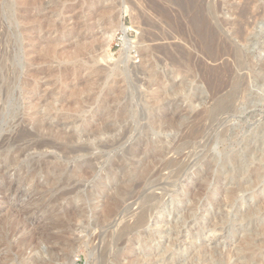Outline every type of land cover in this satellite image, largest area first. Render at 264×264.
<instances>
[{
  "label": "rangeland",
  "instance_id": "rangeland-1",
  "mask_svg": "<svg viewBox=\"0 0 264 264\" xmlns=\"http://www.w3.org/2000/svg\"><path fill=\"white\" fill-rule=\"evenodd\" d=\"M120 15L129 48L117 31L105 59ZM109 64L122 93L97 70ZM0 150V170L28 151L0 173L2 264H239L241 251L264 264V0H0ZM148 197V223L120 236Z\"/></svg>",
  "mask_w": 264,
  "mask_h": 264
},
{
  "label": "bare ground",
  "instance_id": "bare-ground-1",
  "mask_svg": "<svg viewBox=\"0 0 264 264\" xmlns=\"http://www.w3.org/2000/svg\"><path fill=\"white\" fill-rule=\"evenodd\" d=\"M40 1V0H39ZM183 1V0H182ZM37 2V1H36ZM39 3V2H38ZM37 3V4H38ZM46 8H44V10H45ZM69 9V8H68ZM67 10V9H66ZM70 10V9H69ZM96 10V9H95ZM26 11H28V10H26ZM94 11V10H93ZM101 12H100V10L99 9H97L95 12H92V13H90L89 15H88V17H87V21H85V26L84 25H82L83 27H82V29L80 28V30H81V32H78L79 34H80V36H83L84 38L86 37V39L88 38L87 36L89 35H91V25H96V26H98V25H100L101 23H102V19L100 18V14ZM119 19L117 20V23H116V25H115V27H114V29L111 31L112 33L107 37V45H105V49H106V54H105V56H103L105 59H108V58H110V56H109V54H108V52H109V44L115 39V37H116V33H117V31H120V32H122V34L124 35V37L122 38L123 39V41L125 42V45H126V48H129V43L130 42H128L127 41V37H126V33H127V27L123 24V22H122V16L120 15L119 17H118ZM75 19V18H74ZM23 22V21H22ZM92 23V24H91ZM84 29V30H83ZM79 30V31H80ZM23 32L24 33H26V31L25 30H23ZM107 32V31H106ZM93 35V34H92ZM94 36V35H93ZM92 36V37H93ZM95 36H96V34H95ZM94 36V37H95ZM154 37V36H153ZM158 37V36H157ZM80 39V38H79ZM155 39V38H154ZM160 39V38H159ZM158 40V39H157ZM29 43H32V40L31 39H29L28 40V48H29V51L27 50L26 51V47H25V58H26V61H27V63L29 64V67H32V66H34L35 65V58L33 59V54H34V52H35V49L34 48H32L31 46H29ZM84 46V43L82 44V47ZM150 49V48H149ZM148 48L147 49H145V50H143L144 52H143V54H142V60H141V62H142V66L140 67V68H142V69H140L141 70V72H144L145 74H147L148 73V75H149V77L153 80V78L155 77L156 78V76H155V73H154V65H153V63L150 61V59L152 60L153 58L151 57L152 56V53L154 52H152L151 50H149ZM153 49V48H152ZM125 51H127V49H125ZM156 51V50H155ZM158 51V50H157ZM103 53H104V51H103ZM154 54V53H153ZM102 57V58H103ZM96 59V62H97V57H95ZM107 64H108V62H107ZM117 68H118V65L116 66V64L115 65H110L109 64V66L107 67V68H99L98 67V71L99 72H102V74H104L105 76H107V79H106V82H107V84L109 85V89H112L113 88V85H114V88L115 87H117V86H119L120 88H118V90L122 93V92H124L125 90L124 89H126V84H125V78L123 77V74H122V72H118V74L116 73L117 72ZM96 70V71H97ZM110 73H114L113 75H110ZM35 74H36V72L35 71H32V70H29V79L27 80V81H24V82H22L23 83V86L25 85V87H28L29 88V82H30V79H32V78H34L35 77ZM112 76H114V77H112ZM122 77V78H121ZM112 78V79H111ZM149 78V79H150ZM155 78H154V80H155ZM158 78V77H157ZM111 85H112V88H110L111 87ZM148 88H150V87H148ZM113 90V92H116V91H114L115 89H112ZM29 93V92H28ZM117 93H118V91H117ZM28 95V94H27ZM25 102V101H24ZM44 103H45V101H43ZM40 104V103H39ZM36 105H38V101H37V104ZM34 106V105H33ZM26 107V106H25ZM35 107H37V106H35ZM44 108V107H43ZM26 110V109H25ZM29 111L31 110V107H30V109H28ZM33 110V109H32ZM35 112V111H34ZM36 114V113H35ZM35 114L33 115L32 114V116H31V118L28 120V122H29V124H32V125H36L37 126V129L39 130V131H44V130H46L45 128H47V127H49L48 126V122L45 120V119H42L43 117H41L40 116V119L37 117V118H34V117H36V116H38L37 114H36V116H35ZM165 114V113H164ZM31 114H29V116H30ZM162 116V115H161ZM163 117V116H162ZM169 117V116H168ZM160 120V119H159ZM161 120H162V118H161ZM167 120V119H166ZM163 121V120H162ZM162 123V122H161ZM50 125V124H49ZM56 125H58V124H56ZM84 125V124H83ZM51 126V125H50ZM53 126V125H52ZM51 126V127H52ZM35 127V126H34ZM51 127H49V129H48V131H50V128ZM82 127H84L85 128V126H82ZM87 127H88V125H87ZM78 128H79V126H78ZM81 128V127H80ZM84 128H82V129H84ZM55 129V128H54ZM56 129L57 130H59V128H58V126L56 127ZM55 129V131L57 132V133H55V136H57L58 138L57 139H63L64 141L66 140H69V139H72V138H75L76 136V134H77V136H78V134L79 133H77V132H79V131H77V127H76V129H73L74 131L76 130L77 132L76 133H74L75 135H65V133L63 134L62 132L61 133H58V131ZM64 129V128H63ZM62 128H61V131L63 130ZM81 129V131H80V134H81V132L83 131ZM87 129V128H86ZM78 130H80V129H78ZM47 131V132H48ZM53 131V130H52ZM55 131H53V132H55ZM85 131V130H84ZM83 131V132H84ZM87 131V130H86ZM85 131V132H86ZM52 132V134H54ZM60 132V131H59ZM63 132H65V131H63ZM82 132V133H83ZM89 132V131H88ZM67 133V132H66ZM89 133H93V132H89ZM84 134V133H83ZM88 134V133H87ZM90 134V135H91ZM28 135V133H25V132H22L21 133V136H22V138H23V136H27ZM86 135V134H85ZM85 135H83V136H85ZM90 135H88V136H90ZM74 136V137H73ZM18 137V136H17ZM24 137V138H25ZM53 137H54V135H53ZM80 137V136H79ZM93 137V136H92ZM92 137H90V138H92ZM19 138V137H18ZM21 138V139H22ZM56 139V140H57ZM18 140V139H17ZM93 140V139H92ZM20 141H22V140H20ZM19 141V142H20ZM18 142V141H17ZM88 142H90V140H88ZM39 144V143H38ZM54 145H56V143H53V144H50V143H48V142H45L42 146L43 147H50V148H52V146L53 147H55ZM41 146V145H40ZM41 146V147H42ZM32 147V146H31ZM8 148V147H7ZM11 148V147H10ZM23 149V148H22ZM28 149V148H27ZM0 151H2V150H0ZM13 151V150H12ZM28 152V151H27ZM27 152H25L24 150H22V151H20V153H19V155L18 156H14L13 154V156H10V155H8V157L5 159V160H7L5 163H6V165H4L5 167H4V169L5 170H0V173L1 172H3V173H5L6 172V169H9V168H11L12 166H15L16 164H19L20 162H19V160L21 159V157L22 156H24ZM170 152V151H169ZM16 154V153H15ZM18 154V153H17ZM178 154V153H177ZM7 155H5V156H7ZM165 155V154H164ZM179 160V159H178ZM177 160V161H178ZM169 161H171V160H169ZM177 161L175 162L174 161V159H172V163L173 162H175L174 163V165L177 163ZM167 162V161H166ZM166 162H164V163H166ZM1 163V162H0ZM171 162H169V163H166V165L167 164H170ZM178 164H180L179 163V161H178ZM165 165V164H164ZM171 165V164H170ZM169 165V166H170ZM181 165H182V163L180 164V167H181ZM172 166V168L173 169H176V168H174L173 167V165H171ZM179 167V166H178ZM3 168V167H2ZM160 168H161V166H160ZM168 168V167H167ZM172 168H171V170H172ZM182 168H183V166H182ZM165 169V168H164ZM163 169V170H164ZM178 169V168H177ZM176 169V170H177ZM168 170H170V169H168ZM167 169H166V171H168ZM176 170H172V171H176ZM180 170H181V168H180ZM5 171V172H4ZM25 171V170H24ZM162 171V170H161ZM171 171V172H172ZM182 171V170H181ZM180 171V172H181ZM178 172V171H177ZM179 172V173H180ZM185 172V171H184ZM2 174V173H1ZM158 174V173H157ZM173 174V173H172ZM24 175V174H23ZM170 175H171V173H170ZM177 175H180V174H178L177 173ZM9 176V175H8ZM79 176H82V174L81 175H79ZM163 176V175H162ZM166 177V176H165ZM164 177V178H165ZM174 177H176L175 175H174ZM177 177H179V176H177ZM27 178V177H26ZM170 178V177H169ZM167 179V178H166ZM170 179H172V178H170ZM177 179H179V178H177ZM165 180V179H164ZM173 180V179H172ZM171 180V181H172ZM5 181V180H4ZM29 181V180H28ZM146 182V181H145ZM27 184H29V183H27ZM142 184V183H141ZM174 184H175V182H174ZM11 185V184H10ZM167 185H168V183H167ZM171 185V184H170ZM175 186V185H174ZM10 187V186H9ZM18 187V186H17ZM8 189H10V188H8ZM6 191V190H5ZM5 191H4V193H5ZM2 192H3V190H2ZM127 195V194H126ZM154 195H155V193H154ZM157 195V194H156ZM156 195H155V197H156ZM225 195V197L223 198V201H221L220 203H219V205L217 206L218 207V209L220 210H222L223 209V206H224V204L228 201V200H230L231 198H233V195H232V193L230 192V194H229V192L228 193H225L224 194ZM6 196V195H5ZM4 196V197H5ZM149 196V195H148ZM146 197H147V195H146ZM155 197H148V198H146V200H145V204H144V201H143V204H142V206L141 207H145V208H142L140 211H138V212H140L139 214L138 213H136V215L137 216H135L134 218V221H133V223H127V224H125V225H123L122 227H120L121 228V230H119L120 231V236H122L123 237V235H126V234H129L130 232H132V231H134V230H137V229H139V228H141V227H143V226H145L147 223H148V220H149V218H150V216H151V214H153V210L155 209L156 210V208L158 207V205H159V201L160 200H162V199H160L158 202L159 203H157L156 202V198ZM223 197V196H222ZM143 198V197H142ZM132 199V198H131ZM124 200H126V199H124ZM128 200V199H127ZM144 200V199H143ZM119 201V200H118ZM140 202H142L141 201V199L139 200ZM156 202V206L155 205H153V204H151L152 202ZM189 202V201H188ZM229 202V201H228ZM109 203V202H108ZM107 203V204H108ZM120 203H122V202H120ZM184 203V202H183ZM262 203V202H261ZM111 204V203H110ZM119 204V202L117 203V202H115L113 205H111V206H109V208H108V211L106 212V210H105V215H103L104 216V220L105 221H107V220H109V219H111L114 215H113V213H115L116 212V208L119 210V208H118V206H120V205H118ZM124 204H125V202H124ZM137 204H139V203H137ZM122 205V204H121ZM186 205V204H185ZM193 205V204H192ZM12 206V205H11ZM106 206V205H105ZM187 206V205H186ZM259 206V205H258ZM261 206V205H260ZM216 207V208H217ZM185 208V207H184ZM189 208V206H187V210H189L188 209ZM193 208V207H192ZM195 208V207H194ZM252 208V207H251ZM254 208V207H253ZM261 208V207H260ZM12 209V208H11ZM121 209V208H120ZM179 209V208H178ZM217 209V210H218ZM224 209H226V208H224ZM193 210V209H192ZM252 210V209H251ZM254 210V209H253ZM261 210V209H260ZM264 210V209H263ZM120 211V210H119ZM190 211V210H189ZM248 211V210H247ZM255 211V210H254ZM137 212V211H136ZM170 212V211H169ZM179 212V211H178ZM253 212V211H252ZM10 213V212H9ZM121 213V212H120ZM175 213V212H174ZM185 213H186V209H185ZM184 213V214H185ZM180 214V213H179ZM183 214V213H182ZM189 214V213H188ZM26 215V214H25ZM80 215V214H79ZM210 215V214H209ZM216 215V213L214 214V216ZM78 216V215H77ZM126 216V215H125ZM129 216V215H128ZM130 216H131V214H130ZM129 216V217H130ZM134 216V215H133ZM193 216V215H192ZM217 216V218H216V220H218V219H220V217L218 216V214L216 215ZM247 216V215H246ZM155 217V216H154ZM176 217V216H175ZM211 217V216H210ZM223 217V216H222ZM21 218V217H20ZM125 218H127V216L125 217ZM22 219H24V218H22ZM122 219V218H121ZM178 219V218H177ZM184 219V218H183ZM214 219V218H213ZM70 220H72V218L70 219ZM103 220V221H104ZM129 220L130 219H128V221H126V222H129ZM24 221V220H23ZM60 222H62V221H60ZM180 222V221H179ZM178 222V223H179ZM172 223H174V222H172ZM178 223H177V225H176V227L177 226H179L178 225ZM213 223H214V221H213ZM176 224V223H175ZM212 223L210 222V225H211ZM217 224V223H216ZM168 225V224H167ZM63 226V225H62ZM170 226H171V224H170ZM215 226V225H214ZM63 227H66V226H63ZM160 227V226H159ZM24 228V227H23ZM26 228V227H25ZM28 228V227H27ZM164 228V227H163ZM178 228V227H177ZM63 229V228H62ZM175 230V229H174ZM177 230V229H176ZM15 231H16V229H15ZM20 231V230H19ZM19 231H18V229H17V231L14 233V235L13 236H15V235H18V233H19ZM253 231V230H252ZM68 232V231H67ZM162 232V231H161ZM66 233V232H65ZM69 233V232H68ZM164 233V232H163ZM248 233V232H247ZM255 232L253 231V234H254ZM165 234V233H164ZM175 234V233H174ZM25 235H26V233H25ZM67 235V234H66ZM61 236H62V234H61ZM166 236V235H165ZM248 236V235H247ZM256 236V235H255ZM121 237V238H122ZM245 237V236H244ZM176 238V237H175ZM192 238V237H191ZM197 238V237H196ZM196 238H195V240H196ZM240 238V237H239ZM63 239V238H62ZM188 239V238H187ZM245 239V238H244ZM243 238H242V240H244ZM30 240V239H29ZM251 240V239H250ZM25 241H28V240H26V238H25V240H24V242ZM113 241V240H112ZM171 241V240H170ZM174 241V240H173ZM239 241V240H238ZM249 241V240H248ZM248 241L246 240V242L248 243ZM30 242V241H29ZM104 242V241H103ZM109 242V241H108ZM154 242V241H153ZM243 242H245V241H243ZM261 242V241H260ZM26 243V242H25ZM24 243V244H25ZM168 243V242H167ZM171 243V242H170ZM238 243V242H237ZM259 243V242H258ZM23 244V245H24ZM29 245V244H28ZM27 244H26V246H28ZM60 245V244H59ZM106 245V244H105ZM110 245V244H109ZM113 245V244H112ZM147 245V244H146ZM168 245H170V244H168ZM245 245V244H244ZM248 245H250V244H248ZM247 245V246H248ZM261 245V244H260ZM203 246V245H202ZM22 247V246H21ZM29 247V246H28ZM28 247H26V248H28ZM63 247V246H62ZM67 247V246H66ZM100 247V246H99ZM103 247V246H102ZM167 247V246H166ZM169 247V246H168ZM0 248H1V246H0ZM71 248V247H70ZM69 248V249H70ZM158 248V247H157ZM198 248V247H197ZM25 249V248H24ZM98 249V248H97ZM199 249V248H198ZM232 249V248H231ZM95 250V249H94ZM102 250V249H101ZM100 250V251H101ZM104 250V249H103ZM105 250H107V249H105ZM109 250H110V248H109ZM158 250V249H157ZM156 250V251H157ZM192 250H194V249H192ZM234 250V249H233ZM240 250V249H239ZM238 250V251H239ZM196 251V250H195ZM198 251V250H197ZM204 251H205V249H204ZM163 252V251H162ZM208 252V251H207ZM209 252H211L210 250H209ZM214 252V251H213ZM241 252H243V253H241ZM241 252H239L238 253V256H237V258H238V261H236L237 263H239V264H253L252 263V261L251 262H248V261H246L244 258H248V257H245V253H244V251H241ZM55 253H56V251H55ZM99 253V252H98ZM103 253V252H102ZM198 253V252H197ZM206 253V252H205ZM230 253V252H229ZM234 253V252H233ZM237 253V252H236ZM107 254V253H106ZM192 254V253H191ZM244 254V255H243ZM103 255V254H102ZM104 255H105V251H104ZM193 255V254H192ZM235 255V254H234ZM233 255V256H234ZM6 256H7V254H6ZM52 256V255H51ZM99 256V255H98ZM159 256V255H158ZM161 256V255H160ZM187 256V255H186ZM194 256V255H193ZM209 256V255H208ZM227 256H229V255H227ZM236 256V255H235ZM234 256V257H235ZM105 257V256H104ZM108 257V256H107ZM220 257V256H219ZM101 258V257H100ZM103 258V257H102ZM101 258V259H102ZM141 258V257H140ZM189 258H190V256H189ZM194 258V257H193ZM209 258V257H208ZM217 258V257H216ZM244 260H243V259ZM105 259V258H104ZM143 259H145V256H144V258ZM206 259V258H205ZM230 259V258H229ZM36 260V259H35ZM38 260V259H37ZM154 260V259H153ZM228 260V259H227ZM239 260H243L244 262H239ZM101 261H103V260H100V263H101ZM188 261V260H187ZM211 261V260H210ZM38 262V261H37ZM106 262V261H105ZM176 262V261H175ZM174 262V263H175ZM184 262V261H183ZM188 262H190V260L188 261ZM187 262V263H188ZM217 262V261H216ZM235 262V263H236ZM173 263V262H172ZM182 263V262H181ZM262 263H264V262H262ZM0 264H2V262L0 263ZM4 264H6V263H4ZM38 264V263H37ZM40 264V263H39ZM102 264V263H101ZM104 264V263H103ZM205 264V263H204Z\"/></svg>",
  "mask_w": 264,
  "mask_h": 264
}]
</instances>
